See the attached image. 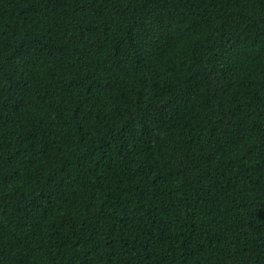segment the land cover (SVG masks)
Wrapping results in <instances>:
<instances>
[{"label": "trees", "instance_id": "1", "mask_svg": "<svg viewBox=\"0 0 264 264\" xmlns=\"http://www.w3.org/2000/svg\"><path fill=\"white\" fill-rule=\"evenodd\" d=\"M0 264H264V0H0Z\"/></svg>", "mask_w": 264, "mask_h": 264}, {"label": "snow or ice", "instance_id": "2", "mask_svg": "<svg viewBox=\"0 0 264 264\" xmlns=\"http://www.w3.org/2000/svg\"><path fill=\"white\" fill-rule=\"evenodd\" d=\"M161 39L163 38V36L161 35V37H160ZM32 59H36V57H32ZM28 62V59L27 58H25L24 60H23V63H27ZM145 118L146 119H152V117H151V115H148V114H146V116H145Z\"/></svg>", "mask_w": 264, "mask_h": 264}]
</instances>
